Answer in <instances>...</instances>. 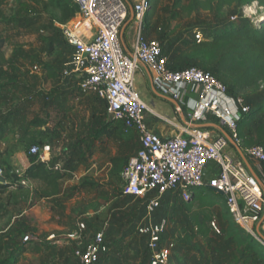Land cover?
Segmentation results:
<instances>
[{
	"label": "built area",
	"instance_id": "1",
	"mask_svg": "<svg viewBox=\"0 0 264 264\" xmlns=\"http://www.w3.org/2000/svg\"><path fill=\"white\" fill-rule=\"evenodd\" d=\"M74 1L76 15L61 28L62 38L71 49L64 75L74 77L81 92L93 94L103 103L108 119L120 124L124 133L133 131L138 136L139 149L128 158L120 176L123 195L143 201L135 228L144 238L149 264L170 262L173 245L164 243L166 219L155 218L163 202L169 195L190 202L194 192L203 188L222 193L230 222L264 247V145L245 147L239 137V124L253 112L243 94L230 92L212 73L196 66L169 67L170 60L160 43L146 39L143 33L150 0L132 4L126 0ZM129 11L133 42L127 53L121 31ZM85 23L95 32L85 29ZM213 34L196 30L195 42L209 40ZM140 66L147 71L153 92L180 108L184 125L172 137H162L146 125L149 108L134 87ZM28 155L46 161L50 146L32 145ZM53 170L60 171L58 167ZM0 176L5 177L1 169ZM19 184L27 185V180L20 179ZM211 227L218 232L215 223ZM78 229L85 230L83 222L78 223ZM29 240V236L23 238V242ZM108 255L103 232L95 233L73 252L79 264H104Z\"/></svg>",
	"mask_w": 264,
	"mask_h": 264
},
{
	"label": "rangeland",
	"instance_id": "2",
	"mask_svg": "<svg viewBox=\"0 0 264 264\" xmlns=\"http://www.w3.org/2000/svg\"><path fill=\"white\" fill-rule=\"evenodd\" d=\"M11 1L9 0L6 3L7 9H9V2ZM129 1L132 4L135 0ZM150 1L152 2L153 9L144 21L143 33L146 39L155 40L160 43L164 54L168 56L170 61L171 57L187 44L195 42L196 30L205 34L212 31L219 33L229 25L241 26L249 23L254 26L264 19V10L255 2L239 6L235 5L223 13L215 11L210 13L195 12L188 16L182 13L179 6L174 7L175 0ZM187 1L180 0V5H186ZM15 2L16 0H14L13 6ZM42 4L44 6L45 2H42ZM51 13L50 10L46 11L47 15H51ZM53 15L56 17V12ZM126 24H129V18L124 23V25ZM36 27V23L26 29L9 27L6 32L8 46L3 45L2 48L3 53L8 56L11 55V52L15 48L20 47L33 49L37 55L33 62L21 59V63L24 64V70L27 72L28 70L31 71L32 65L38 66V69L31 75H24L28 81L25 82L29 84L31 89L25 92L20 90V87L15 86L19 93H21L20 97L18 100H14L10 106L0 111L3 116H11L5 136L1 138L0 142L5 145L18 147L23 152L27 151L32 144H42L44 142L42 140V142H37L31 137L34 132H31L28 127L37 126L36 123H31L34 119L40 121L37 123L40 124L39 126L41 124L42 126H46L47 131L52 136L58 135L62 131L66 133L69 131L67 122L63 120L64 118L67 119V117L62 112L59 113L50 109L51 112L48 117L40 113L42 107L39 104L38 97L46 94L53 84L52 81H49L47 75V78L44 76V67L46 65L56 67L55 64L62 62L63 57L58 54L46 55L40 53L41 40L35 32ZM214 28H216L215 31L213 30ZM213 70H216V66L211 68V71ZM21 73L24 74L22 71ZM243 97L250 104L252 110L255 111L264 103V87L255 92L244 93ZM160 101L164 103V101ZM99 108L102 126L107 125L110 129H115L120 133V148L118 149L117 141L111 139H104L99 147H102V153H106V155L111 156L120 153V157L126 158L125 162L120 165L121 175L128 158L138 149V136L133 131L124 133L121 125L111 122L105 113L103 103L99 104ZM13 115H16V117ZM1 119L0 121H3V118ZM67 121L71 124L70 118ZM209 123L214 124L215 121L210 120ZM247 127L250 129L249 132L246 131V127H241L240 129V132L245 133V137L242 138L245 147L257 143L258 139L263 136L264 117L260 114L254 115L253 121ZM258 127L263 128V134H260ZM22 135L24 136L22 137ZM261 142L264 144V137ZM97 149V151L101 152L100 148ZM2 157L3 155L0 154V162H2ZM2 159L5 160L4 157ZM2 163H0V167L8 179H12L13 175H23L22 169L19 166L8 164L5 161ZM68 163L69 161L66 162V164ZM62 167L64 170H67V165H63ZM120 175L118 170H112L108 189H103L102 193L99 190V194L97 191L96 196L98 200L91 204L93 205L92 208L86 205L87 201L90 200L91 194L85 191H82L83 194L82 192L79 193V196L84 200L79 208L85 211L93 209L98 211L95 214V218L90 219L85 217L81 221L85 224V229L88 233L92 234L95 230H99L97 224L93 221L105 223L109 220L107 230L109 226H111V229L109 234L106 235L109 255L104 264H149L144 238L138 235L135 228L142 213L143 201L123 195V181ZM13 188L14 190H8L9 194L5 193L0 196V263L14 261V264H79L73 256V252L77 248L74 245L63 244L62 247L57 245L54 246L55 248L47 246L41 249L38 247L34 248L30 244L34 229L28 228L30 224H27V229L21 223V220L26 221V219L21 218L25 207L21 206L20 202L28 201L29 205L32 206L36 201L35 198L31 199L28 195L29 187L27 185H21L18 181ZM116 195H120L119 231L116 230V223L113 222L112 218L108 219V214L106 213L108 209V207L106 208V204L110 206V204L114 203V201L111 203L110 200ZM104 206L105 208L102 209ZM74 214L76 213L74 212ZM155 218H164L167 222L164 243L173 245V248L170 250L169 264H264V247L256 241L255 253L252 259H250L251 256L249 254L246 256L249 258L243 257L242 248L230 237V233H233V230L236 229L233 228L234 225L229 220L224 207L223 197L210 189L203 188L196 190L190 202H183L177 196L169 195L163 202L162 210L156 214ZM211 223H215L218 232L212 229ZM3 231L4 233H1ZM102 231L105 230L102 228ZM25 236L30 237L28 242H23ZM20 250H25L26 254L20 255ZM246 259L248 262H246Z\"/></svg>",
	"mask_w": 264,
	"mask_h": 264
},
{
	"label": "crops",
	"instance_id": "3",
	"mask_svg": "<svg viewBox=\"0 0 264 264\" xmlns=\"http://www.w3.org/2000/svg\"><path fill=\"white\" fill-rule=\"evenodd\" d=\"M41 1L45 2L44 6ZM13 2L14 0L9 2V9L6 8L7 6L2 8L0 15V38L4 40V45L8 46L6 32L9 27H21L26 29L30 28L35 23L37 24L35 32L41 40L40 53L46 55L58 54L63 57L62 62L55 64L56 67L45 64L48 68L46 70L44 67V76L46 77L47 75L49 81H52L53 84L50 86L51 89L47 90L46 94H42L41 96L38 95L39 104L42 107L40 113L48 117L51 110H55V112H62L68 120L69 118L71 119V124L68 123L67 119H63L67 122V126H69L68 133L62 131L58 135L53 136L47 131L46 126H42V124L41 126H39L40 124H36L37 126L28 127L31 132H34L31 137L35 141H44L42 144L32 145L50 146V155L45 158L46 161H43L46 163V167L48 169L58 167L59 170L65 174V177L59 182L58 195L48 199H39L36 194L37 185L27 181V186L29 187L28 195L31 199L35 198L36 203L30 206L28 201L20 202V205L25 207H23L24 210L21 214V218L26 219V221L21 220V223L25 228H27V224H30L28 228L30 229L31 227L34 229L33 236L31 237L32 241L30 243L34 248L38 247L42 249L47 246L54 247L57 245L62 247L63 244L74 245L80 248L98 232H105L104 235L106 240V235L109 234L111 229V226H109L107 230L109 220L105 223L93 221L97 224L99 230H95L92 234H89L86 229L79 231L78 223L82 222V218L88 217L93 219L98 212L94 209L85 211L79 208L84 202V200H82L83 198L79 196V193L85 191L91 194L90 200L87 201L86 205L92 208L93 205L91 204L98 200L96 196L97 191L99 194V190L102 193L103 189H108L110 175L112 170H114L110 160L120 158V153L111 156L106 155V153H102V147H99V145L104 139H111L117 141L119 149L120 134L111 137L100 136L96 139L93 138V133L102 126V119L99 116V104L101 102L93 94L81 92L78 87V81L74 77L64 75L65 65L70 58L71 49L62 38L61 28L75 17L77 6L74 0H65L71 15L68 19L61 20V12L53 9L49 5V0H16L14 6ZM234 6L224 8L217 13L226 12V10ZM48 10L52 12L51 15L46 14ZM53 11L56 12V17L53 15V13H55ZM130 17L131 12L129 11V20ZM35 20L36 22H34ZM84 26L85 29L90 30L92 33L95 32L88 23H85ZM213 30L215 31L216 28ZM121 38L124 44V51L127 53L131 52L133 42V25L131 21H129V24L123 26ZM51 42L53 43L52 48L49 46ZM35 52L36 51H33V49L20 47L15 48L9 56L4 54L6 64L0 67V86L4 85V88L0 90V111L10 106L14 100H18L21 95L14 86L6 85L8 80L5 75L10 74L11 69H16L18 77L16 87H20L19 89L25 92L31 89L29 84H27L28 81L25 79V76H29L35 72L38 66L32 65L31 71L28 70L27 72L24 70V64L21 63V59H23V61L30 60L33 62L37 57ZM21 71L24 74H22ZM51 71L54 73V76L50 77ZM134 87L140 99L150 108L149 112L145 113V121L148 129L154 133L160 134L162 137H172L176 135L178 127L184 125V122L180 114H178L177 109L171 103L153 92L149 75L142 66H140L136 72ZM160 100L164 101V103ZM150 111L153 114L150 113ZM2 116L3 114L0 112V120L3 118V121H0V140L5 136L11 119V116ZM13 116L16 117V115ZM5 119L8 121H4ZM167 121H170L172 124L170 125ZM23 136L24 135H22V137ZM97 148H100L101 152L97 151ZM0 154H2L5 159L3 160L2 157V162L5 161L8 164L19 166L22 169V173L33 167L28 160V150L23 152L18 147L5 145L0 142ZM67 161H69L68 164H66ZM63 165H67V170L63 169ZM117 170L120 175V166L114 171ZM10 189L14 190L13 187L9 188V190ZM6 194H9V191L6 192ZM113 201L114 203H112ZM110 202L112 203L110 206L106 204V208L108 207L106 213L108 214V219L112 218L113 222L116 223V230L119 231L120 195L112 197ZM103 208H105V206L102 207V209ZM74 212L76 214H74ZM102 228L105 231H102ZM1 233H4V231ZM82 234H84V236H82ZM51 237H54L59 243L53 241L54 239L52 240ZM20 251V255L23 256L26 254L25 250Z\"/></svg>",
	"mask_w": 264,
	"mask_h": 264
},
{
	"label": "trees",
	"instance_id": "4",
	"mask_svg": "<svg viewBox=\"0 0 264 264\" xmlns=\"http://www.w3.org/2000/svg\"><path fill=\"white\" fill-rule=\"evenodd\" d=\"M8 1L0 0V15L2 8ZM249 2L257 3L264 10V0H188L186 5H180V0H175L174 7L179 6L182 13L190 16L195 12H220L224 8L234 5L239 6ZM49 5L53 9L61 12V20H66L70 17L71 12L65 0H49ZM52 44V42L49 44L50 48H52ZM3 45L4 41L0 38V67L6 64V59L2 51ZM190 65L197 66L205 72L212 73L232 93L244 94L258 91L261 87H264V19L254 26L249 23L241 26L229 25L222 32H214L212 38L209 40L187 44L171 57L169 67L172 69H182ZM213 66H216V70L211 71ZM45 68L47 69L48 67L45 66ZM10 74L5 75L8 80L6 85L15 87L18 80L16 69H11ZM50 74V77L54 76L52 71ZM3 88L4 85L0 86V90ZM257 114L264 117V103L257 110H253L239 124L238 134L241 139L245 137V133L240 132L241 127H246V131L249 132L250 129L247 126L253 121L254 115ZM4 121L8 120L5 119ZM39 122L37 119H34L31 123L37 124ZM258 131L260 134H263L262 127H258ZM118 134L120 133L115 129H110V127L105 125L93 133V138L96 139L100 136L111 137ZM263 137L264 134L255 144H262ZM27 156L33 167L26 170L22 176L13 175L12 179L4 177L5 183L0 184V196L5 194L20 179L30 181L37 185L36 194L39 199H48L57 196L59 182L65 177V174L61 171H55L53 168L48 169L46 163L40 162L37 156ZM125 160V157L114 158L110 160V163L115 170ZM233 228L236 230L230 233V237L242 248L243 257L249 258L246 257L249 254L251 256L250 259H252L255 253V241L250 237H242L243 233L235 226ZM246 262H248L247 259ZM0 264H14V261H5Z\"/></svg>",
	"mask_w": 264,
	"mask_h": 264
},
{
	"label": "water",
	"instance_id": "5",
	"mask_svg": "<svg viewBox=\"0 0 264 264\" xmlns=\"http://www.w3.org/2000/svg\"><path fill=\"white\" fill-rule=\"evenodd\" d=\"M131 20H132V16L130 17V20L129 21H131ZM164 99L166 101H168L169 103H171L177 109V111H180V108H179V106H178V104L176 102H174L173 100L168 99V98H164ZM200 127L201 128H209V127H215V126L214 125H201ZM222 133L226 136V138L229 140V142L231 143V145H233V142L231 141V139L228 138V136L223 131H222ZM239 155L242 158V160L244 161V163L246 164V166L249 169V171L252 172L251 168L248 166V164H247L246 160L244 159V157L241 154H239ZM4 182H5L4 177H1L0 176V184H4ZM210 190L214 192L213 189H210ZM218 195L222 196V193H218Z\"/></svg>",
	"mask_w": 264,
	"mask_h": 264
}]
</instances>
